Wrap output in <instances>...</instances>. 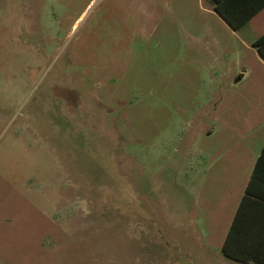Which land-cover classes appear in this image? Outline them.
Wrapping results in <instances>:
<instances>
[{
	"label": "rangeland",
	"instance_id": "rangeland-1",
	"mask_svg": "<svg viewBox=\"0 0 264 264\" xmlns=\"http://www.w3.org/2000/svg\"><path fill=\"white\" fill-rule=\"evenodd\" d=\"M208 4L0 0V264H239L264 11Z\"/></svg>",
	"mask_w": 264,
	"mask_h": 264
},
{
	"label": "trees",
	"instance_id": "trees-1",
	"mask_svg": "<svg viewBox=\"0 0 264 264\" xmlns=\"http://www.w3.org/2000/svg\"><path fill=\"white\" fill-rule=\"evenodd\" d=\"M213 1L218 15L234 31L242 30L264 8V0ZM253 48L264 61V34ZM247 202L257 206L251 211ZM221 252L241 264H264V146Z\"/></svg>",
	"mask_w": 264,
	"mask_h": 264
},
{
	"label": "crops",
	"instance_id": "crops-1",
	"mask_svg": "<svg viewBox=\"0 0 264 264\" xmlns=\"http://www.w3.org/2000/svg\"><path fill=\"white\" fill-rule=\"evenodd\" d=\"M207 1V4H208V6L210 7V9H211V11L213 12V13H215L218 17H220L219 15H218V13L216 12V10H215V8H214V1L213 0H206ZM248 11H250V9L248 10ZM264 11V8L262 9V10H260L257 14H256V16H254L249 22H248V24L244 27V28H246L258 15H260L262 12ZM221 18V17H220ZM222 19V18H221ZM222 21L223 22H225L223 19H222ZM226 23V22H225ZM226 25L228 26V24L226 23ZM229 27V26H228ZM243 28V29H244ZM242 29V30H243ZM259 158V157H258ZM256 164V163H255ZM254 167H255V165H254ZM253 170H254V168H253ZM252 174H253V172H252ZM252 174H251V177H252ZM251 177H250V179L249 180H247V185L245 186V192H246V189H247V187L249 186V183H250V181H251ZM245 192H244V194H243V196L241 197V199H240V202H239V205H238V207H237V210H236V212L234 213V215H233V217H232V219H231V223L229 224V228H228V231H229V229H230V227H231V225H232V223H233V220H234V218H235V215L237 214V211H238V208H239V206H240V204H241V202H242V200H243V198H244V195H245ZM247 206H249V207H247V208H250L249 210H254V208H255V206H257L256 205V203H253V202H247ZM227 234H228V232H227ZM226 237H227V235H226ZM226 237H225V239H226ZM225 239H224V241H223V244H224V242H225ZM223 244H222V246H221V249H222V247H223ZM238 263V262H237ZM239 264H241V263H239Z\"/></svg>",
	"mask_w": 264,
	"mask_h": 264
}]
</instances>
